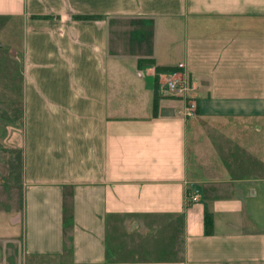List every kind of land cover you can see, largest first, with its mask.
<instances>
[{"label": "crops", "instance_id": "1", "mask_svg": "<svg viewBox=\"0 0 264 264\" xmlns=\"http://www.w3.org/2000/svg\"><path fill=\"white\" fill-rule=\"evenodd\" d=\"M0 18L22 90L0 264H264V0H0ZM178 62L193 115L154 71Z\"/></svg>", "mask_w": 264, "mask_h": 264}, {"label": "rangeland", "instance_id": "2", "mask_svg": "<svg viewBox=\"0 0 264 264\" xmlns=\"http://www.w3.org/2000/svg\"><path fill=\"white\" fill-rule=\"evenodd\" d=\"M20 40L19 24L0 18V179H4V187L13 189L18 188L19 157L18 151L7 148L6 144L10 132L15 129L14 124L20 119L21 59L19 51L12 54L8 43L19 44Z\"/></svg>", "mask_w": 264, "mask_h": 264}, {"label": "built area", "instance_id": "3", "mask_svg": "<svg viewBox=\"0 0 264 264\" xmlns=\"http://www.w3.org/2000/svg\"><path fill=\"white\" fill-rule=\"evenodd\" d=\"M181 62L177 63V66L171 67L163 72L165 76L163 77L160 90L163 94L180 97L183 100V105L179 109L183 115H193L195 113L196 103L194 97L189 93V90L194 87L193 80L187 76L181 69ZM191 201L196 199V194L192 192L187 195Z\"/></svg>", "mask_w": 264, "mask_h": 264}, {"label": "trees", "instance_id": "4", "mask_svg": "<svg viewBox=\"0 0 264 264\" xmlns=\"http://www.w3.org/2000/svg\"><path fill=\"white\" fill-rule=\"evenodd\" d=\"M82 16H89V15H82ZM144 60L151 61L152 58H145ZM172 66L170 65H155L154 71H166L170 69ZM155 101H156V91H153V98H152V112L154 111L155 107ZM186 202H189L188 198L186 199ZM203 232L205 234H209L211 232V226H212V216L211 212L204 206L203 208Z\"/></svg>", "mask_w": 264, "mask_h": 264}, {"label": "bare ground", "instance_id": "5", "mask_svg": "<svg viewBox=\"0 0 264 264\" xmlns=\"http://www.w3.org/2000/svg\"><path fill=\"white\" fill-rule=\"evenodd\" d=\"M171 96V95H170Z\"/></svg>", "mask_w": 264, "mask_h": 264}]
</instances>
